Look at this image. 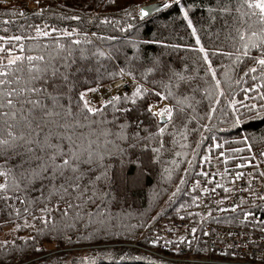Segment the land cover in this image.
<instances>
[{
	"label": "trees",
	"instance_id": "16d2710c",
	"mask_svg": "<svg viewBox=\"0 0 264 264\" xmlns=\"http://www.w3.org/2000/svg\"><path fill=\"white\" fill-rule=\"evenodd\" d=\"M182 3L196 28L195 35L175 6L141 19L140 0H39L38 14H28L20 0L0 3V36L35 37L37 26L50 32L57 30L48 38L22 42L31 49V55H44L46 61L59 68V76L51 75L50 67L36 80L21 81V86L35 85L43 90L37 95L49 110L70 108L79 117L80 93L120 78L113 79L112 74L121 70L130 73L128 76L137 83L135 90L138 86L146 90L134 104L122 97L116 105L119 110L111 105L99 106L103 113L90 118L98 122L95 135L88 127L78 130L97 142L104 158L100 167L80 165L75 192H64L60 178L50 184L51 176L31 175L35 159L26 151L27 145L0 151V169L8 172L9 185L6 193H0V222L8 221L5 224L12 225V229L25 220L34 225L0 240L8 242L0 251V264H172L134 248L110 245L134 239L156 211L159 216L176 211L189 213L184 218L196 224L190 255L203 253L200 235L205 223H239V212L203 219L191 212L195 195L188 186L196 176L207 142L213 138L257 139L264 135V119L239 104L236 107L240 113L234 114L229 106L233 99L244 98L241 89L255 86L250 80L236 83L252 62L241 57L243 63H233L240 55L236 51L240 43L229 38L227 25L236 21L220 11L222 0ZM232 6H238L237 0H232ZM21 12L24 15H19ZM73 30L79 35L63 37L59 43L64 49H58L53 37ZM197 37L200 44L196 43ZM71 39L90 42L78 46L70 44ZM201 46L209 53L211 70L198 51ZM217 49L234 55H213ZM101 52L104 55H99ZM252 55H256L255 50ZM212 70L221 81L223 96L216 94ZM65 75L67 80L63 79ZM156 93L171 103L173 114L167 123L148 111L149 104L160 98ZM237 115L239 124L235 123ZM162 127L165 131L160 134ZM195 140L197 144H191L194 154L186 164V159L177 154L178 143ZM138 169L141 179L133 184L130 180ZM105 170L107 178L103 177ZM3 183L5 178L0 177Z\"/></svg>",
	"mask_w": 264,
	"mask_h": 264
},
{
	"label": "snow or ice",
	"instance_id": "6c2138e0",
	"mask_svg": "<svg viewBox=\"0 0 264 264\" xmlns=\"http://www.w3.org/2000/svg\"><path fill=\"white\" fill-rule=\"evenodd\" d=\"M6 2L7 0H0V3ZM36 2L39 3V0H36ZM111 2L114 3L115 0H111ZM237 4V7H233L232 0H222L220 11L225 16L231 17L236 21L233 25H227L230 28L229 38L235 39L240 43V47L236 49L240 55L235 57L233 63H243L244 61L241 57H246L252 62V66L244 71L236 83L239 85L241 82L248 83L250 80L254 82L255 86L250 84L249 87L241 89L245 92L244 98L240 101L233 99L229 106L234 114L240 113V108L236 107L239 104L242 108L247 109V111L256 113L257 117L264 119V103H245L247 100L264 101V0H237ZM173 6L180 9L184 20L187 21L188 27L192 30V34L195 35L196 28L193 26L192 20L189 17V11L186 5H183L182 0H167V2L157 4L155 7H140L139 16L143 19L150 16L153 11L159 12L162 9H170ZM126 14L131 15L132 13L131 11H126ZM19 15H24V13L21 12ZM73 19H78V17H73ZM107 22V20L104 21V23ZM56 31V29H52L50 32L37 26L35 37L26 35L0 36V42H3L0 43V151L27 145L26 151L32 153L35 159V167L32 169L31 175L35 176L39 174L44 178L51 176L52 179H49L50 184L53 182V179L60 178L64 192L70 194L79 188L80 165L86 164L89 169L93 165L97 167L101 166L104 153L99 151V145L95 140L89 139L83 131L78 130L88 127L92 130V134L95 135V128L98 122L90 118L102 114L104 109L92 106L86 99L89 92H96L98 88H88L80 93L79 99L82 103L78 104L77 108L82 111L78 117L77 113L71 111L70 108L67 111L49 110V107L42 104L40 97L37 95L38 91L42 92L43 90H38L35 85H32V87H27V84L21 86L22 80H36L41 73H47L50 67L52 69L51 75H60L59 68L46 61L44 55H31V49H26L22 43L24 40L35 39L37 37L48 38ZM232 32L235 33L234 36L231 35ZM73 35L78 36L79 34L75 30L72 32L64 31L60 36L53 37V40L56 41V47L63 50L64 45L60 44L59 41L63 37L70 38ZM89 42L80 39L70 40V44L78 46ZM196 43L200 44L199 37H197ZM253 50L256 52L254 56L252 55ZM198 51L203 53V60L209 64V69L211 70L208 51L203 46ZM216 54L227 55L229 58L234 55L233 53L220 52L219 49L213 53V55ZM99 55L102 56L104 53L101 52ZM211 74L215 80L216 94L223 96L224 91L220 87L221 81L216 79L214 70L211 71ZM125 75H130V73H124L121 70L119 73L112 74L113 79L117 76L123 79ZM245 77H247V80ZM63 79L67 80V76L65 75ZM145 91V89L138 86L131 96L125 94L123 98L130 100L134 104L136 99L143 97ZM252 93H255V95H251ZM156 95L161 94L156 93ZM121 99L122 96L117 94L106 101L104 107L111 105L114 110H119L116 108V105ZM161 99H167V97L161 96ZM148 111H153L152 107ZM212 111L214 112L215 109H212ZM153 114L164 118L165 121L171 120L173 109L165 106ZM85 121H89V123L85 124ZM99 123L102 124L103 120H100ZM235 123H241L239 115L236 116ZM53 125H55V128H53ZM159 131L160 134H163L165 129L162 127ZM101 134L107 135V133ZM113 135L115 134L113 133ZM243 143L247 145V150L252 153V143L248 137L244 138ZM216 147L222 146L217 145ZM235 151H243V149H236ZM220 155L223 156V153ZM258 157H264V151L252 154L247 158L248 163L238 165V167L258 169V164L251 163V161L256 160ZM202 174L207 175V173ZM247 175L249 179L242 190L245 192L251 190V194L255 199L264 200V193L258 192L254 187V181H259L264 185V171L249 172ZM244 176L245 173L243 172L236 173L232 183L241 180ZM0 177L5 178V183L0 184V193H6L9 188L7 183L8 172L0 169ZM103 177L107 178L106 170L103 172ZM100 178V176L96 177V179ZM64 181H67V183H63ZM17 187H19L18 184ZM216 188H223L225 192L232 191V189L224 187V185L219 183L215 184L212 191L214 192ZM241 202H244L243 199ZM219 203H223V201H219ZM69 206L71 207V204ZM231 210L235 211L236 209L233 207ZM45 211L47 210L45 209ZM220 211H228V209H220ZM16 215H20L19 210H16ZM253 215V213L248 212L245 213L244 218L247 219ZM41 219L43 223H48L46 218ZM7 222H0V227ZM260 222L264 223V221ZM22 227H34V225L29 224L25 220L23 225L17 223L13 231H20ZM192 232L195 233V229ZM153 243H158V241H154ZM179 243L190 244L191 241L181 239ZM7 246V241H0V251Z\"/></svg>",
	"mask_w": 264,
	"mask_h": 264
},
{
	"label": "built area",
	"instance_id": "2783aa9c",
	"mask_svg": "<svg viewBox=\"0 0 264 264\" xmlns=\"http://www.w3.org/2000/svg\"><path fill=\"white\" fill-rule=\"evenodd\" d=\"M20 5L27 9L28 14L40 12L36 2L30 4L28 0H20ZM136 84L131 78L124 76L123 79L118 78L95 87L98 91L89 92L86 99L92 106L99 107L117 94L122 97L125 94L129 96L134 92ZM217 145L222 147H216ZM227 148L229 147L223 144H212L202 157L196 176L189 182V188L195 195L192 211L198 213L202 219L239 212L238 224L216 221L205 223L200 235L204 250L197 255H190L194 247L195 233L192 230L196 231L195 222L175 215L160 217L142 233L139 239L126 245L139 248L149 255L172 264H264V223L260 222L264 221V200L255 199L251 190L249 192L242 190L249 179L247 175L249 172L264 171V157L251 161L252 164L259 165L258 169L238 167L248 163L247 158L252 154L264 151V144L253 146L252 153L248 150L235 151L241 146L234 145L230 147L233 149L232 152L227 154ZM221 153L223 156L220 155ZM238 172L245 173V176L232 183ZM217 183L232 191L225 192L223 188H216L213 192L212 189ZM254 187L258 192L264 193V185L259 181H254ZM233 207L235 211L231 210ZM220 209H228V211H220ZM248 212L254 215L245 219V213ZM181 239L191 243H179ZM154 241L158 243H153Z\"/></svg>",
	"mask_w": 264,
	"mask_h": 264
},
{
	"label": "rangeland",
	"instance_id": "374dc122",
	"mask_svg": "<svg viewBox=\"0 0 264 264\" xmlns=\"http://www.w3.org/2000/svg\"><path fill=\"white\" fill-rule=\"evenodd\" d=\"M17 0H7V2H16ZM29 1V3L31 4L32 2H35L36 0H28ZM152 0H140V3H143V4H146V3H149V2H151ZM161 1H163V0H161ZM13 4V3H12ZM125 76H128V75H125ZM129 77V76H128ZM161 96L162 95H160V98L158 99V100H153L150 104H149V106H148V109L150 108V107H152V109H153V111H151L152 113H154V112H156V111H159L160 109H163L165 106H168V107H171L172 108V106H171V103L170 102H168L166 99H161ZM158 118V117H157ZM169 120H164L163 122L164 123H167ZM245 137H247V136H242V137H231L230 139H221V140H218V139H216V138H213L211 141H209V142H207L206 144L208 145H206L205 146V148H204V150H203V153H202V156H204L205 155V153H206V150L208 149V148H210V146L209 145H212V144H223L225 147H229V148H227V150H226V153L227 154H230L229 152H232V148H230V147H232V146H234V145H236V144H233V143H235V142H239V144L240 145H238V146H241V148L240 149H243V151H241V152H245L246 150H247V145L245 144V143H243V140H244V138ZM197 141L198 140H195L193 143H189V144H183L181 141H179V146H178V148H177V154H179V155H181L183 158H185L186 159V164H188V162H189V160L192 158V156H193V154H194V146H192L191 144H197ZM249 141L252 143V147L253 146H255V145H257V144H264V135H262V136H259L257 139H250L249 138ZM253 142H255V143H253ZM227 144H230V145H232V146H229V145H227ZM186 147H187V149H186ZM200 162H201V160H200ZM199 162V163H200ZM199 163H198V165H199ZM197 168H198V166H197ZM196 173H197V170H196ZM140 179H141V170H137V172H136V176H134L133 177V179H131L130 180V182H133V184H139L138 183V180L140 181ZM188 190H190L191 191V189L189 188V186H188ZM191 212H192V210H191ZM184 214H189V213H184L183 211H176V212H171V213H168V214H164V216H167V215H175V216H179V217H183L184 218ZM161 216V215H160ZM160 216H159V212L158 211H156L152 216H151V218L146 222V224L139 230V232H138V234H137V236L134 238V239H132V240H130V241H126V242H117V243H113V244H111V245H117V246H123V247H129V248H134V247H130V246H127L126 244L128 243V242H131V241H135V240H137V239H139L140 237H141V235H142V233L152 224V223H154L155 221H157L159 218H160ZM159 217V218H158ZM162 217V216H161ZM185 219V218H184ZM13 226L12 225H10V224H3V226L2 227H0V240H3L5 237H7V236H11L12 235V233H13ZM134 249H136V247L134 248ZM137 250H139L140 252H142L143 253V251H141L139 248H137ZM153 258H154V256H153ZM155 259H156V257H155ZM158 260V259H157Z\"/></svg>",
	"mask_w": 264,
	"mask_h": 264
},
{
	"label": "water",
	"instance_id": "95a60500",
	"mask_svg": "<svg viewBox=\"0 0 264 264\" xmlns=\"http://www.w3.org/2000/svg\"><path fill=\"white\" fill-rule=\"evenodd\" d=\"M165 2H167V0H163V1L159 0V1H155V2H149V3H146V4H144V5H141L140 7H148V6L155 7L157 4H163V3H165ZM140 7H139V9H140ZM154 12H155V11H153L152 13H154ZM152 13H151V14H152ZM159 120L162 122V121H164V118L159 117Z\"/></svg>",
	"mask_w": 264,
	"mask_h": 264
}]
</instances>
